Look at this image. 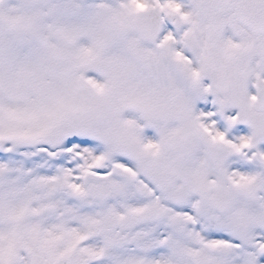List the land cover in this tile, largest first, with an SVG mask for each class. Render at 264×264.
Instances as JSON below:
<instances>
[{"label": "snow or ice", "instance_id": "obj_1", "mask_svg": "<svg viewBox=\"0 0 264 264\" xmlns=\"http://www.w3.org/2000/svg\"><path fill=\"white\" fill-rule=\"evenodd\" d=\"M0 264H264V0H0Z\"/></svg>", "mask_w": 264, "mask_h": 264}]
</instances>
